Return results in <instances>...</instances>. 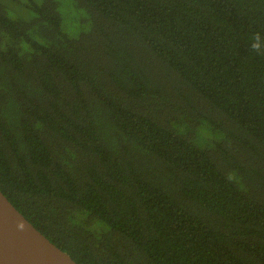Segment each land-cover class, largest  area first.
<instances>
[{
    "label": "trees",
    "instance_id": "16d2710c",
    "mask_svg": "<svg viewBox=\"0 0 264 264\" xmlns=\"http://www.w3.org/2000/svg\"><path fill=\"white\" fill-rule=\"evenodd\" d=\"M71 1L0 5V191L77 264H264V0Z\"/></svg>",
    "mask_w": 264,
    "mask_h": 264
},
{
    "label": "water",
    "instance_id": "95a60500",
    "mask_svg": "<svg viewBox=\"0 0 264 264\" xmlns=\"http://www.w3.org/2000/svg\"><path fill=\"white\" fill-rule=\"evenodd\" d=\"M0 264H77L0 191Z\"/></svg>",
    "mask_w": 264,
    "mask_h": 264
},
{
    "label": "rangeland",
    "instance_id": "374dc122",
    "mask_svg": "<svg viewBox=\"0 0 264 264\" xmlns=\"http://www.w3.org/2000/svg\"><path fill=\"white\" fill-rule=\"evenodd\" d=\"M33 1L38 3L42 0H0V5L3 6L9 17L27 19L31 15L28 5ZM58 1L60 3L59 11L63 16V31L67 35L74 37L80 31L82 23L78 18L77 12L72 7L71 0Z\"/></svg>",
    "mask_w": 264,
    "mask_h": 264
},
{
    "label": "clouds",
    "instance_id": "9594fccd",
    "mask_svg": "<svg viewBox=\"0 0 264 264\" xmlns=\"http://www.w3.org/2000/svg\"><path fill=\"white\" fill-rule=\"evenodd\" d=\"M251 41L250 51L256 53L258 56H264V35L257 31L252 35ZM73 223H75V221ZM98 229H103L106 232L107 226L100 220H95L91 225H88L89 231H97Z\"/></svg>",
    "mask_w": 264,
    "mask_h": 264
}]
</instances>
